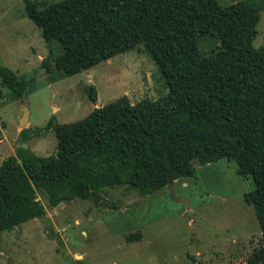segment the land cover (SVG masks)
Masks as SVG:
<instances>
[{
    "label": "trees",
    "instance_id": "16d2710c",
    "mask_svg": "<svg viewBox=\"0 0 264 264\" xmlns=\"http://www.w3.org/2000/svg\"><path fill=\"white\" fill-rule=\"evenodd\" d=\"M26 18L53 54L41 67L66 76L142 45L164 80L166 93L131 104L123 95L84 118L42 130L52 132L55 152L41 157L23 145L0 163V234L73 199L100 200L106 188L130 187L141 196L192 177L193 163L225 158L253 188L243 201L253 208L260 233L247 264H264V44L252 46L260 8L253 0L222 6L218 0H60L41 7L23 0ZM215 33L218 45L202 56L198 40ZM11 99L28 84L0 66ZM88 100L95 104L94 86ZM139 234L127 236L136 241Z\"/></svg>",
    "mask_w": 264,
    "mask_h": 264
},
{
    "label": "rangeland",
    "instance_id": "374dc122",
    "mask_svg": "<svg viewBox=\"0 0 264 264\" xmlns=\"http://www.w3.org/2000/svg\"><path fill=\"white\" fill-rule=\"evenodd\" d=\"M29 1L41 7L60 0ZM235 1L218 0L222 6ZM253 2L260 8L252 43L257 49L264 44V0ZM197 44L208 56L218 39L212 33ZM52 50L50 55L26 18L23 0H0V66L28 84L31 132L42 130L51 116L56 124L74 122L123 95L135 104L166 93L142 45L72 76L42 69V60L58 54L57 44ZM89 86L95 88V104L88 100ZM20 109V100L11 99L0 81V163L21 145L41 157L55 152L52 132L31 133L26 142L18 138ZM193 167L192 177L146 196L126 186L106 188L96 204L73 199L50 207L36 190L45 214L0 234V264H247L260 242L253 208L243 201L253 188L250 177L237 174L225 158ZM137 233L138 240L127 242Z\"/></svg>",
    "mask_w": 264,
    "mask_h": 264
},
{
    "label": "water",
    "instance_id": "95a60500",
    "mask_svg": "<svg viewBox=\"0 0 264 264\" xmlns=\"http://www.w3.org/2000/svg\"><path fill=\"white\" fill-rule=\"evenodd\" d=\"M20 102H21V109H20L21 116L18 118V128L21 131L22 129L27 128L29 112H28L27 101L25 96L20 99Z\"/></svg>",
    "mask_w": 264,
    "mask_h": 264
},
{
    "label": "crops",
    "instance_id": "0c3cea01",
    "mask_svg": "<svg viewBox=\"0 0 264 264\" xmlns=\"http://www.w3.org/2000/svg\"><path fill=\"white\" fill-rule=\"evenodd\" d=\"M100 107V106H99ZM28 126V125H27ZM30 150V149H29Z\"/></svg>",
    "mask_w": 264,
    "mask_h": 264
}]
</instances>
